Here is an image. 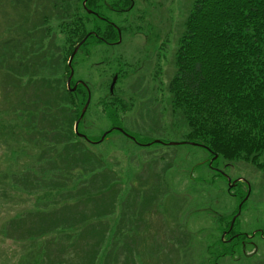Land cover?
Segmentation results:
<instances>
[{
	"label": "trees",
	"instance_id": "16d2710c",
	"mask_svg": "<svg viewBox=\"0 0 264 264\" xmlns=\"http://www.w3.org/2000/svg\"><path fill=\"white\" fill-rule=\"evenodd\" d=\"M16 1L21 6L20 23L14 26L15 32L11 28L0 47L2 88L26 93L15 96L16 105L10 108L12 118H7L6 110L0 113V134L7 130L9 120L10 136L18 145L10 146L12 155H7L10 160L17 159L10 163L11 176L0 178V186L6 185L5 191L0 192V210L9 205L28 206L17 211L16 217H22V221H10L13 232H5L7 238L21 243L12 263L44 264L41 258L48 257L49 264H113L119 259L124 264H135L131 237L123 240L121 236L123 218L118 210L136 196L131 191L127 197L121 196L123 187L117 174L106 170L105 161L74 130L87 99L86 90L78 85L72 92L63 84V77L70 73L68 58L77 44L84 40L80 50L87 51L105 43L100 37L104 29H109L102 36L106 40H115L117 29L130 31L110 16L115 12L110 7L123 13L130 1L86 0V5L85 0ZM53 22L57 32L53 31ZM175 40L174 72L167 85V97L173 117L186 125L179 141L188 143L179 145L204 149L210 157L209 169L229 183L224 172L216 167L221 160L227 165L244 161L260 166L264 155V0H193ZM6 46L10 48L8 52ZM98 52L99 48L94 50ZM55 60L61 68L58 72L49 66ZM76 62L77 55L73 66ZM113 98L114 95L107 94L103 104L114 127L123 120H117L108 101ZM132 104L126 102L123 106L121 101V109ZM143 108L148 120L153 121L151 128L158 121L168 127V121L156 116L155 110L144 105ZM84 120L80 121L79 131L96 139L82 129ZM142 127L148 128L146 124ZM138 135L139 138L134 136L139 146L160 144L154 142L157 137L145 131ZM37 147L38 157L19 158L20 154L30 155L31 148L35 152ZM242 184H228L230 191L238 188L234 194L238 205L227 218L219 216L221 235L215 241L216 251L209 247L214 264L221 258L234 257L237 249L245 256L241 251L245 252L248 236L236 235L235 226L230 229L239 204L243 201V208L247 203ZM256 234L264 240V228L256 230ZM80 242L82 245H78ZM54 243L68 244L70 260L61 263L57 259V253L47 246ZM68 246H64L63 252H67ZM84 257L87 261L80 262L78 258Z\"/></svg>",
	"mask_w": 264,
	"mask_h": 264
},
{
	"label": "rangeland",
	"instance_id": "374dc122",
	"mask_svg": "<svg viewBox=\"0 0 264 264\" xmlns=\"http://www.w3.org/2000/svg\"><path fill=\"white\" fill-rule=\"evenodd\" d=\"M192 2L193 0H135L134 8L127 13H110L118 25H126L130 32H123L121 45L104 51V57L94 53L95 49H103V46L78 52L74 80L89 81L92 86L90 112L84 120L83 130L94 138H99L101 133L110 129L111 119L105 111L103 100L114 74L119 72L120 81L114 88L115 98L108 101L117 113V120H123L120 126L134 132L137 138L139 132L145 131L159 139L175 142L181 139L186 125L171 114L167 85L174 72L176 33ZM19 8L21 6L16 0H0V47L11 28L15 32L14 26L20 23ZM52 28L57 32L55 22L52 23ZM5 48L7 52L10 50L8 46ZM157 51L162 57L166 55V61H162L160 70L155 69L153 60L150 59L152 53ZM49 66L53 70L57 69V72L61 69L56 60ZM2 74L3 67L0 68V113L6 110L7 118H12L14 114L10 108L12 104L16 105L15 96L26 93L16 92L11 87L7 91L3 89ZM146 75L148 81L143 82ZM66 77L65 75V80ZM145 90L144 97H141ZM3 100L5 107L2 105ZM121 101L123 106L126 102L133 103L125 109L129 111L121 109ZM143 104H146L147 109L152 106L156 116L168 121V127L158 121L151 128L153 121L148 120L145 115L147 111ZM145 124L148 128L142 127ZM10 126L11 122L8 120L7 130L0 134V178L4 180L11 176L10 163L17 161L10 160L11 157L7 156L12 155L10 146H18L12 141ZM153 129L156 130L152 131ZM87 147L105 161L108 168L106 170L117 174L123 187L121 196L127 197L129 191L136 196V199L130 198L118 210L121 219L123 218L120 222V235L123 240L131 237V250L136 251L135 264H214L209 256V247L216 251L215 241L221 235L218 230L219 216L223 215L225 219L237 208L238 199L234 194L238 188L230 191L229 183L225 182L224 177L220 178L209 169L207 161L210 157L204 149L189 145L153 143L138 146L118 131H113L100 143H87ZM28 151L30 155L20 154L19 158L24 160L40 154L39 147L34 149L35 152L32 148ZM259 162L260 166L244 161L227 165L221 160L216 165L224 170L225 176L233 180L240 179L243 183L241 190L248 195L246 205L233 223L236 234L244 233L249 238L245 252L244 249L241 252L245 256L251 255H240V249H237L236 256L221 258L218 264H264V240L255 233L264 228V155ZM4 188L6 185L2 183L0 192L5 191ZM57 199L59 200L58 197ZM27 207L26 204H16L15 207L9 205L0 210V264H13L17 253L13 254L15 250H19L17 247L21 243L7 238L5 232H13L10 221H22V217H16L17 211ZM5 219L8 220L6 223ZM47 246L59 255L55 256L61 263L65 259L70 260L68 252L71 249L69 250L68 244L54 243ZM64 246H68L67 252H63L66 250ZM41 259L45 260L44 264H49L48 257ZM78 259L80 262L87 261V257ZM121 263L124 264L125 261L119 259L113 264Z\"/></svg>",
	"mask_w": 264,
	"mask_h": 264
},
{
	"label": "flooded vegetation",
	"instance_id": "af4514ba",
	"mask_svg": "<svg viewBox=\"0 0 264 264\" xmlns=\"http://www.w3.org/2000/svg\"><path fill=\"white\" fill-rule=\"evenodd\" d=\"M122 1H126V2H129L130 1V5H129V8L130 7H133L134 5H135V0H122ZM113 11H117L118 10V8H115V7H110ZM128 7H126L125 9H127ZM93 11V13H96V14H98L97 13V11L96 10H92ZM101 18H102V16H100ZM103 18H106V17H103ZM109 20V19H108ZM109 22H111V23H113L114 24V22L113 21H109ZM114 25H116V24H114ZM119 29H117V37H116V39L115 40H106L104 37H102L103 35H107L108 34V32H109V29H104L103 31H102V36H100L104 41H105V43H103V44H105V45H107V46H109V47H112V46H115V45H118L119 43H121V42H119V40H120V38H122V35L120 34V32L118 31ZM94 32V31H93ZM98 35V34H97ZM115 36V35H114ZM113 36V37H114ZM123 40V39H122ZM116 75V74H115ZM115 75L113 76V79H114V77H115ZM118 75V74H117Z\"/></svg>",
	"mask_w": 264,
	"mask_h": 264
},
{
	"label": "water",
	"instance_id": "95a60500",
	"mask_svg": "<svg viewBox=\"0 0 264 264\" xmlns=\"http://www.w3.org/2000/svg\"><path fill=\"white\" fill-rule=\"evenodd\" d=\"M77 50H78V46L76 47V49L74 50L73 54H72L71 57H70V62H69L70 64H71V61H72L74 55L76 54ZM70 79H71V77H70L69 80H68V81H69L68 84H70ZM89 102H90V98L88 99V101H87V103H86V105H85V107H84V109H83V112H82L81 117H82L83 114L85 113V111H86V109H87V107H88ZM78 122H79V121H78ZM78 122L76 123V128L78 127Z\"/></svg>",
	"mask_w": 264,
	"mask_h": 264
}]
</instances>
